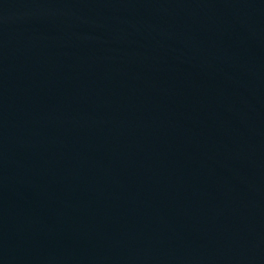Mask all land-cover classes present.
I'll return each mask as SVG.
<instances>
[{
	"label": "water",
	"instance_id": "obj_1",
	"mask_svg": "<svg viewBox=\"0 0 264 264\" xmlns=\"http://www.w3.org/2000/svg\"><path fill=\"white\" fill-rule=\"evenodd\" d=\"M0 264H264V0H0Z\"/></svg>",
	"mask_w": 264,
	"mask_h": 264
}]
</instances>
